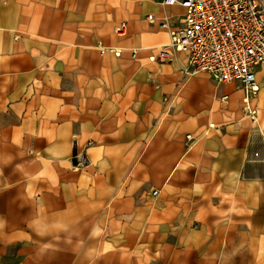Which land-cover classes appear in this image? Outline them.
Wrapping results in <instances>:
<instances>
[{"label":"crops","instance_id":"obj_1","mask_svg":"<svg viewBox=\"0 0 264 264\" xmlns=\"http://www.w3.org/2000/svg\"><path fill=\"white\" fill-rule=\"evenodd\" d=\"M183 13L0 0V264H264V64L251 120L236 82L150 58Z\"/></svg>","mask_w":264,"mask_h":264},{"label":"built area","instance_id":"obj_2","mask_svg":"<svg viewBox=\"0 0 264 264\" xmlns=\"http://www.w3.org/2000/svg\"><path fill=\"white\" fill-rule=\"evenodd\" d=\"M160 3L181 5L184 13L179 26L169 27L165 20L160 22V27L168 30V42L150 58L170 61L177 53H183L182 71L205 73L217 83L236 82L244 91V111L254 120L257 112L252 98L259 90L255 67L264 64V0H160ZM147 19L152 21L153 16L149 14ZM114 32L123 36L125 23L117 25ZM109 51L119 55L118 50ZM226 98L223 96L222 100Z\"/></svg>","mask_w":264,"mask_h":264},{"label":"bare ground","instance_id":"obj_3","mask_svg":"<svg viewBox=\"0 0 264 264\" xmlns=\"http://www.w3.org/2000/svg\"><path fill=\"white\" fill-rule=\"evenodd\" d=\"M179 54H183V53H179Z\"/></svg>","mask_w":264,"mask_h":264},{"label":"rangeland","instance_id":"obj_4","mask_svg":"<svg viewBox=\"0 0 264 264\" xmlns=\"http://www.w3.org/2000/svg\"><path fill=\"white\" fill-rule=\"evenodd\" d=\"M197 73H199V72H197Z\"/></svg>","mask_w":264,"mask_h":264}]
</instances>
